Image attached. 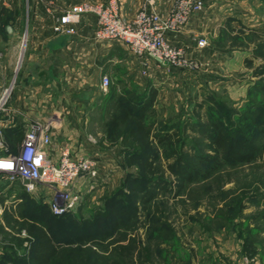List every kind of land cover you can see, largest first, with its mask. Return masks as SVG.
Wrapping results in <instances>:
<instances>
[{
  "label": "rangeland",
  "instance_id": "374dc122",
  "mask_svg": "<svg viewBox=\"0 0 264 264\" xmlns=\"http://www.w3.org/2000/svg\"><path fill=\"white\" fill-rule=\"evenodd\" d=\"M244 9L246 14L242 17L246 25L231 29L235 33L230 35L229 44L239 46L242 51H246V55L249 53L245 59H249L251 65H247L244 60L243 72H236L235 76L229 77L231 81L225 83L207 75L191 76L190 82L183 86L181 97L156 108L154 131L160 129V121L168 124L179 122L184 127L180 133L186 144L193 143L201 151L208 152L207 135L198 125L192 127L191 121L206 125L208 107L215 101L221 105L222 110H232L246 106L248 100L264 98L262 93L253 90L254 82L257 81L253 71L263 63V58L253 53L257 45L264 41V36H256V31L264 30V0H247ZM255 18L258 23H255ZM21 41L25 44V33ZM18 67H15L16 71ZM181 71L195 74L194 71ZM14 86L15 77L9 86L10 94L5 103H9L12 98ZM106 90L101 87L102 93ZM196 113H199V118H193ZM102 116L104 121L107 114L103 112ZM189 116H193V120ZM103 128V122L101 127L93 123L88 133L103 142L106 140ZM0 135L4 144L8 145L10 140L3 128H0ZM106 141L109 144L103 148L116 153L122 150V156L109 162L106 169L93 180L78 184L79 203L74 210L69 211L65 220L74 218L87 226V221L92 220L102 208L103 199L117 191L127 175L139 176V165L125 162L126 147L123 145L124 141L131 144L129 139ZM259 146L260 155L251 163L224 166L207 179L188 185L178 195L175 186L170 191L159 192L147 212L140 215V223L132 225L125 233L119 232L113 239L114 243L107 244L105 252L113 253V248L119 245H132L130 264H241L244 258L251 260L252 264H264V137L259 140ZM170 161L171 158L162 156L159 164L163 175L171 180L172 176H169L167 170ZM7 185L5 179H1L0 191ZM118 199H124L122 192ZM46 204L47 201L37 195L28 198L23 195L12 197L3 196L0 192V255L11 258L30 256L32 238L29 237L28 227L31 223L41 225L40 222L47 216L45 214L49 213ZM36 208H41L39 213ZM33 212L41 220L35 219ZM8 216L9 223L6 219ZM47 220L52 225H59L66 237H70V231L76 233L77 227L72 228L62 218ZM164 224L170 227L169 231L160 230ZM150 230L153 237L148 239ZM165 239L170 241L166 242ZM57 242L65 245L64 241ZM65 250L77 251L78 247L60 249ZM85 252L71 254L79 256V264H83L87 250Z\"/></svg>",
  "mask_w": 264,
  "mask_h": 264
},
{
  "label": "crops",
  "instance_id": "0c3cea01",
  "mask_svg": "<svg viewBox=\"0 0 264 264\" xmlns=\"http://www.w3.org/2000/svg\"><path fill=\"white\" fill-rule=\"evenodd\" d=\"M111 1L117 3L121 15L128 19L144 2H149L164 16L175 2L0 0V97L15 77L12 98L0 108V128L9 139L20 133L16 148L28 123L43 121L50 125V156L56 159L61 149L66 147L72 156L94 157L98 161L97 174H100L109 162L122 156V150L116 153L105 149L103 147L109 144L106 140L100 142L88 133L93 123L102 126L103 76H107L117 90L119 87L153 86L157 89V108L181 97L183 86L190 82L191 76L207 75L225 83L230 82L229 77L235 76L236 72H243L244 60L249 53L246 55L239 46H230L229 37L235 33L231 29L246 25L242 15L246 14L247 0H202L204 8L194 12L182 29L166 32L168 43L184 49L187 57L200 66L193 75L154 62H150L148 71L142 73L141 59L129 52L123 42L95 37L96 17L93 14L81 18L73 35L54 31L56 20L69 6ZM2 8L12 13L8 23L2 24L6 18ZM255 23H258L257 18ZM24 33L25 44L21 41ZM200 37L207 40V45H197L196 39ZM17 66L19 69L16 71ZM0 192L3 196L12 197L27 194L19 183L8 184ZM34 195L43 198L40 190Z\"/></svg>",
  "mask_w": 264,
  "mask_h": 264
},
{
  "label": "trees",
  "instance_id": "16d2710c",
  "mask_svg": "<svg viewBox=\"0 0 264 264\" xmlns=\"http://www.w3.org/2000/svg\"><path fill=\"white\" fill-rule=\"evenodd\" d=\"M1 12L6 13L2 24L8 23L12 17L11 11L2 8ZM256 32V36H264V30ZM253 54L263 58V63L253 71V76L257 77L253 90L264 95V41L257 45ZM246 64L251 65V61L246 59ZM156 103L157 89L153 86H133L131 89L123 87L117 90L115 85H108L107 90L102 93L100 106L102 112L107 114L103 121L105 139L110 142H116L119 138L129 139L131 144L124 141L123 145L126 147L125 162L138 164L139 176L127 175L121 187L103 199L102 208L92 220L87 221V226L74 218L65 220L69 212L53 214L46 204L49 213L45 214L47 216L40 222L41 225L31 223L28 227L29 237L32 238L30 256L11 258L1 254L0 264H79L80 257H74L71 253L86 250L83 264H130L132 245L114 247L113 253H106L105 249L114 243L113 239L119 232L125 233L132 225L140 223V215L147 212L159 192L170 191L175 186L178 195L188 185L207 179L224 166L248 164L259 157V140L264 137V98L248 100L246 106L232 110H222L221 105L215 101L208 107L206 125L192 123L193 118H199V113L194 117L189 116L191 126L198 125L207 135L208 152L201 151L193 143L186 144L180 133L184 127L179 122L168 124L160 121V129L154 131L157 120ZM19 135L20 133L9 139V144L6 145L9 151H16ZM162 156L172 159L167 164L171 180L163 175L159 164ZM120 192L124 196L122 201L118 199ZM23 196L30 197L29 194ZM41 208H36V211L39 213ZM33 215L35 219H40L35 212ZM47 218H62L72 228L77 227L76 233L70 231V237H66L61 227L52 225ZM6 219L9 223V216ZM169 229L166 224L160 228L165 231ZM152 237L150 230L148 239ZM58 240L64 241L65 245L57 242ZM165 241L169 242L170 239ZM74 243L77 244L73 245ZM73 246L78 247V250L60 251Z\"/></svg>",
  "mask_w": 264,
  "mask_h": 264
},
{
  "label": "built area",
  "instance_id": "2783aa9c",
  "mask_svg": "<svg viewBox=\"0 0 264 264\" xmlns=\"http://www.w3.org/2000/svg\"><path fill=\"white\" fill-rule=\"evenodd\" d=\"M204 8L202 0H175L167 15L159 14L149 2H144L135 15L128 19L121 15L115 1L107 4L81 3L69 6L58 17L54 31L73 35L76 25L86 14L96 17L95 37L99 40L116 39L123 42L134 56L141 59L142 73L148 71L150 62L165 64L185 71H196L199 65L187 57L184 49L171 45L166 32H177L184 27L191 15ZM197 45H207L203 37ZM109 78L102 77V86L107 88ZM7 87L0 97V108L10 94ZM49 123L30 121L23 139L15 152L9 151L0 135V180L8 184L19 183L29 195L37 191L53 214L61 215L76 208L80 200L78 184L93 180L98 173V161L94 157L72 156L63 147L54 159L48 154L51 145ZM241 264H252L244 258Z\"/></svg>",
  "mask_w": 264,
  "mask_h": 264
}]
</instances>
